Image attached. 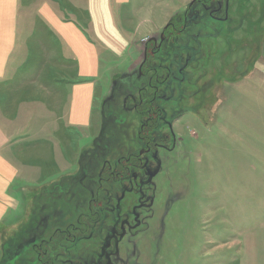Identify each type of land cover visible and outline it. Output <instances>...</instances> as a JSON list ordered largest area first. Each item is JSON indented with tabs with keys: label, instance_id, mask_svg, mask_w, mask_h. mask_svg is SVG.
Instances as JSON below:
<instances>
[{
	"label": "rangeland",
	"instance_id": "obj_1",
	"mask_svg": "<svg viewBox=\"0 0 264 264\" xmlns=\"http://www.w3.org/2000/svg\"><path fill=\"white\" fill-rule=\"evenodd\" d=\"M37 1L21 0L22 5H29V17H34ZM252 1L254 3L256 0ZM71 2L60 0L58 7L61 14L69 18L71 12L75 21L85 28L86 14L82 10L75 11V5ZM191 3L193 0H112L118 15L119 32L127 44L125 51L116 56L102 51L97 69L91 60V68L98 72V76L92 80L96 95L92 128H89L91 136L98 131L99 104L111 81L141 60L148 37L157 35L165 24V14L172 11L173 15ZM254 9L257 10L253 11L254 20L258 22L249 26L250 31L245 34L250 22L247 21L250 17H245V29L236 31L227 44L220 39L209 38V29L204 32L198 26L190 30L199 34V40L191 48L208 53L207 48L202 49L206 46L211 49V53H215V58L220 59L224 53L226 63L221 62L220 70L224 67H231V70L221 74L218 83L210 88L203 82H207L211 76L202 73L197 77L190 75L192 82L194 78L196 80L193 85H188L184 93L186 100L189 101L188 95H194L192 92H195V95H202L204 100L211 99L213 107L208 109L210 103L207 100L205 109L189 111L180 117L174 123V131L181 138L180 146L170 153L160 152L165 161L164 168L168 167V170L162 172L156 181L157 213L152 237L160 234L161 241L156 246L157 242L150 238L144 245L146 260H152L158 251L155 264H264V12L260 13L258 7ZM35 22L30 19L28 37L12 64L10 79L0 85V94L12 90V94L7 93L8 96L28 97L30 103L41 101L50 108L56 100L54 107H57L63 102V93L60 92L62 84L68 78L73 79L69 76L68 65L62 60L64 51L60 42L56 37L52 39L53 33L48 28ZM206 23L213 24L207 20ZM153 26L158 29L151 36L138 37L144 29H152ZM75 75L77 79L78 73ZM30 115L35 116V122L29 124L27 132L23 134L25 140H18L17 144L18 149L23 144H28L30 149L23 160L36 161L35 147L40 141H46L45 167H48L49 159H54L56 165L60 166L71 163L72 167L69 172L56 173L58 175L38 183L30 175L32 173H28L30 178L28 187L23 191L26 197L23 206L29 217H32L41 186L48 185L57 195L64 193L62 187H66L69 182L60 184L58 180L76 172L78 155L88 146L91 137L88 129L77 133L79 138L73 132L67 135L69 139H61V135L57 138L60 129L55 133L50 130L43 137L42 134L38 135L40 108L30 107ZM50 145L53 149L48 155ZM182 153L187 154L182 156ZM65 198L67 196L64 194ZM168 198L173 202L171 208L165 211ZM163 215L164 221L160 223L159 219ZM22 230L20 235L26 229ZM5 232L2 244H7L10 239L13 241V237L17 236L12 237V229ZM61 245L69 244L63 241ZM58 247L57 240L49 241L47 255H54ZM6 251L1 252L0 261L6 257ZM30 258L35 260V252Z\"/></svg>",
	"mask_w": 264,
	"mask_h": 264
},
{
	"label": "flooded vegetation",
	"instance_id": "obj_2",
	"mask_svg": "<svg viewBox=\"0 0 264 264\" xmlns=\"http://www.w3.org/2000/svg\"><path fill=\"white\" fill-rule=\"evenodd\" d=\"M255 7L263 13L264 0H193L176 11L157 35L148 37L141 60L117 74L102 97L97 133L79 153L76 172L58 180L69 182L62 187L64 193L57 195L48 185L40 187L34 216L28 214L21 230L12 231V237L17 236L6 241V257L0 264L156 263L158 251L146 260L144 245L154 238L156 181L168 170L160 152L180 146L181 138L174 131L180 117L205 109L207 100L208 109L213 107L211 99L189 89L194 95L186 100L184 93L196 80L193 83L190 75L211 76L203 82L210 88L231 70H220L221 62L226 63L224 53L220 59L206 46L202 49L208 53L191 48L199 34L190 30L209 29V38L227 44L236 31L245 29V17H250L245 34L258 22ZM172 202L167 199L165 211ZM163 221L164 215L159 219ZM22 229L26 230L20 235ZM52 240L59 247L49 256L46 248ZM154 240L158 246L160 234ZM63 241L69 245H61ZM34 252L35 260L30 258Z\"/></svg>",
	"mask_w": 264,
	"mask_h": 264
},
{
	"label": "crops",
	"instance_id": "obj_3",
	"mask_svg": "<svg viewBox=\"0 0 264 264\" xmlns=\"http://www.w3.org/2000/svg\"><path fill=\"white\" fill-rule=\"evenodd\" d=\"M72 1L75 11L82 10L86 14L85 28L75 21L74 14L71 15V12L69 18L61 14L58 7L60 0L53 3L50 0H38L34 17H29L27 3L22 5L21 0H0V85L10 79L12 64L28 37L27 28L30 26V19L33 23L36 21V24L48 28L53 33V40L55 37L58 39L64 51L62 60L68 65L69 76L73 79L68 78L69 80L62 84L60 92L63 93V102L57 107H54L56 100L50 108L41 101L30 103L31 99L28 97L8 96L7 93L12 94V90L0 94V254L5 251V244L1 241L5 236L3 234L7 233L5 231L17 229L28 216L23 206L26 201L23 191L28 187L30 175L35 177L38 183L53 175H58L56 173L69 172L72 168L71 163L66 166L56 165L54 159H49L48 167H45L46 141H40V144L36 145V161L32 163L27 158L23 160V156H28L30 149H28V144L20 145L18 149L17 144L18 140H25L23 134L27 132L29 124L35 122V116L30 115V107L40 108L38 135L42 134L44 137L48 131L55 133L60 129L61 132L56 134L57 138L62 136L61 139H69L67 135L70 132L76 133L79 138L80 135L77 133L88 129L87 132L92 137V131L89 128H92L96 95L95 84L93 85L92 80L98 76L96 69L100 63V53L107 51L110 55L116 56L117 53L125 51L127 44L125 37L119 32L118 15L114 11L112 0ZM119 1L127 2L128 0ZM171 15L172 11L165 14L164 21L166 22ZM157 29V26L144 29L138 37L142 39L151 36ZM91 60L96 69L91 68ZM70 65L73 66L71 70ZM76 72L78 73L77 79ZM86 78H91V80H85ZM56 92L57 90L54 94ZM55 96L56 94L53 95L54 98ZM49 149L48 155H51L53 147L50 145ZM39 172L40 174H36ZM28 173L32 174L28 175ZM18 214H20L19 217Z\"/></svg>",
	"mask_w": 264,
	"mask_h": 264
},
{
	"label": "trees",
	"instance_id": "obj_4",
	"mask_svg": "<svg viewBox=\"0 0 264 264\" xmlns=\"http://www.w3.org/2000/svg\"><path fill=\"white\" fill-rule=\"evenodd\" d=\"M21 230V228H18V231H20ZM5 258V257H4ZM4 258H2V259H4Z\"/></svg>",
	"mask_w": 264,
	"mask_h": 264
}]
</instances>
